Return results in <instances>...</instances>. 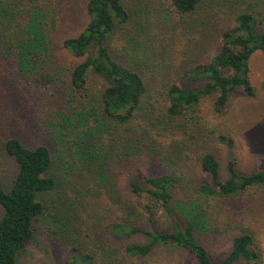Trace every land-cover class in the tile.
Segmentation results:
<instances>
[{"label":"trees","instance_id":"obj_1","mask_svg":"<svg viewBox=\"0 0 264 264\" xmlns=\"http://www.w3.org/2000/svg\"><path fill=\"white\" fill-rule=\"evenodd\" d=\"M171 1L182 16L196 13L204 2ZM261 1L264 2L258 0V6ZM29 3L32 7L24 9L14 1L0 0V79L8 77V68L13 65L30 76V81H36L31 95L13 97L14 88L0 80V151L18 165L12 186L6 189L0 185V264H22L19 257L34 239L35 221L46 209L40 193L57 185L51 175L57 157L52 147L47 143H26L23 135L27 133L19 136L25 130L21 118L25 110L33 118L38 116L37 121L41 120L40 114L52 118L50 133L62 145L61 154L75 157L82 166L102 174L101 179L107 180L104 170L109 165L115 174L117 168L131 166L134 177L129 183L130 197L114 200L111 212L115 217L110 220L106 216L103 222L116 236H145L142 242L126 244V255L148 259L157 248L167 247L191 253L197 264H264L263 253L249 230L233 237L231 250L220 263L213 260L198 236L208 230L204 200L231 199L250 187L264 185V170L241 174L231 159L228 177L223 179L219 156L207 148L200 153L199 167L209 176V182L196 185L198 197L193 198L192 193H187L193 181L189 180L190 169L182 154L186 149L198 150L199 144L196 135L182 139L177 129L192 121L197 123L193 114L205 97H212L215 111L222 113L236 88L255 95L250 62L257 51L264 52V31L259 26L263 13L257 15L251 5L240 10L232 26L220 29L214 43L218 50L211 57L210 51L203 55L199 49L185 47V59L178 66L181 70L172 76L170 64L160 69L161 82H157L162 87L155 90L154 86L150 88L153 83L145 67L132 62L130 49L123 47L127 58L122 62L111 51L110 41L119 29L134 40L137 33L133 29L137 31L145 25L126 0H87L82 15L73 17L75 13L67 11L60 15L61 19L52 20L38 2ZM202 42L199 39L196 45ZM60 49L77 61L65 60ZM91 75L104 81L99 95L91 94ZM55 98L59 100L53 101ZM155 98L162 99L159 110L155 108ZM40 126L38 122L39 129ZM167 134H171L170 139H166ZM218 139L231 143L224 136ZM148 156L164 165L166 171L145 172L142 166ZM161 213L169 216L170 230L158 225ZM142 216L146 226L137 223ZM102 217L96 219L105 220ZM59 219L70 233L71 247L65 264H96V253L86 238L80 239L78 228L69 225L75 219L67 212L61 213Z\"/></svg>","mask_w":264,"mask_h":264},{"label":"rangeland","instance_id":"obj_2","mask_svg":"<svg viewBox=\"0 0 264 264\" xmlns=\"http://www.w3.org/2000/svg\"><path fill=\"white\" fill-rule=\"evenodd\" d=\"M18 8L30 9V0H11ZM87 0H35V3L47 13V18L61 19L60 15L67 11L82 15ZM126 4L136 11L145 22L143 28L133 32L137 33L134 40H129L119 29L110 41V47L116 59L122 62L127 56L123 54V47L130 49L132 62L145 67V74L150 85L158 90L162 85L160 69L170 64L171 75H175L180 63L185 59L186 50L199 49L203 55L209 51V57L218 50L214 46L216 36L226 27L232 26L234 18L240 10L255 8L260 15V29L264 31V2L258 6V0H204L196 13L182 16L179 14L171 0H126ZM19 3V4H18ZM240 6V7H239ZM84 17V16H83ZM85 18V17H84ZM52 24V23H49ZM132 32V31H131ZM132 32V33H133ZM202 39L200 46L196 45ZM186 47V50H182ZM214 47V49H213ZM60 53L67 61H77L65 49ZM190 58L187 59V61ZM81 60V59H79ZM250 79L255 88V95H248L244 89L236 88L230 95L228 104L222 113L214 109L212 97H205L196 112L194 121L188 126L177 128L178 136L182 139H191L196 135L198 150L186 149L182 156L185 165L190 169V178L193 182L187 187V193L192 197L197 195L194 188L202 182H209V176L203 174L199 167L200 153L207 148L214 151L221 161L222 178L228 177L227 166L229 160H235L239 173L249 174L264 170V52L259 50L251 58ZM169 72V69L166 68ZM8 77L0 79L8 88H14L12 96L21 93L31 95L35 80L21 73L15 66L8 68ZM17 74L20 77H17ZM25 80V81H24ZM27 80V81H26ZM158 81V82H157ZM28 83V84H27ZM183 83H186L183 81ZM32 84V85H31ZM104 81L101 77L91 75L89 88L91 94L99 95L103 89ZM54 90V87H52ZM154 90V88L152 89ZM51 92V91H50ZM49 92V93H50ZM56 99V98H55ZM53 99L58 101L62 99ZM161 98L154 99L155 108L159 110ZM153 110H156L150 105ZM32 117L27 110L21 113L23 120L22 134L25 142L49 144L55 153V163L51 175L57 180L54 189L40 193V200L45 203L44 213L35 221V237L27 249L20 255L22 264H65L69 248L68 230L59 219L61 213H68L75 219L72 227L78 228V236L86 238L89 247L96 253V264H197L195 256L187 251L177 248L160 247L148 259L134 258L126 255L123 248L130 242H142L144 235L119 237L106 229V216L114 219L112 206L117 198L124 200L130 197L129 183L134 175L130 173L131 166L122 167L113 172L114 167H106L107 180L101 179L91 168L82 164L71 155L63 156L62 145L57 138L52 137L53 120L49 116ZM191 119V118H190ZM38 122L42 127L38 128ZM188 131V135L185 136ZM224 136L231 143L219 140ZM166 139L171 138L167 134ZM185 142V141H184ZM142 166L147 173H161L166 167L148 156ZM118 166V165H117ZM18 171V165L5 152L0 151V185L9 189L13 184ZM81 175V176H80ZM198 197V196H197ZM115 200V201H114ZM208 213V230L199 232L198 236L210 251L211 257L220 263L230 252L234 236L249 230L253 233L256 245L263 253L264 258V185L248 188L245 192L231 199L204 200ZM111 212V213H110ZM3 208L0 206V219ZM68 216V215H67ZM103 216L105 220L96 219ZM62 220L68 219L62 215ZM118 218L121 216H117ZM127 216H122L121 220ZM158 225L170 230L171 221L167 214L161 213L157 218ZM137 223L147 225L146 219L139 217ZM66 229V231H65Z\"/></svg>","mask_w":264,"mask_h":264}]
</instances>
